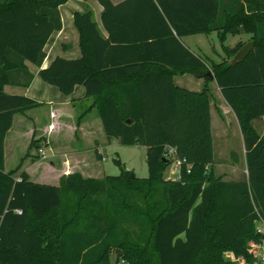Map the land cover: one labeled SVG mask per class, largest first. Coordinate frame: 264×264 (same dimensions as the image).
Returning <instances> with one entry per match:
<instances>
[{
  "label": "trees",
  "instance_id": "trees-1",
  "mask_svg": "<svg viewBox=\"0 0 264 264\" xmlns=\"http://www.w3.org/2000/svg\"><path fill=\"white\" fill-rule=\"evenodd\" d=\"M68 1L0 0V264H261L250 242L263 236L257 223L264 218V135L253 121L264 115V0H97L107 35L92 10L76 12L81 55L56 56L40 76L64 94L85 86L107 137L146 148L149 176L132 169L102 178L71 172L54 185L31 180L19 166L5 169L15 114L43 104L5 86H29L26 61L42 66L47 43L63 26L59 7ZM210 31L247 33L255 46L231 65L183 41ZM245 43L228 49L231 57ZM208 70L239 120L246 180L215 172ZM187 72L204 77L201 90L175 83ZM177 159H185L179 176L166 178ZM109 191L123 198L120 214L129 208L149 226L136 236L118 232L102 207L88 209L85 203ZM65 192L78 195L70 215ZM224 251L241 260L225 259Z\"/></svg>",
  "mask_w": 264,
  "mask_h": 264
},
{
  "label": "crops",
  "instance_id": "crops-1",
  "mask_svg": "<svg viewBox=\"0 0 264 264\" xmlns=\"http://www.w3.org/2000/svg\"><path fill=\"white\" fill-rule=\"evenodd\" d=\"M115 3L121 2L123 0H113ZM72 2H75V5H72ZM100 4V3H99ZM92 10L94 13L95 21L99 29L103 32L104 35H107V31L102 22V11L103 7L100 4V7L96 5L92 0H69L68 2L62 4L59 7L63 26L60 30L56 31L50 38L47 43L45 50L47 52V56L41 67L33 64L30 61H26L27 67L33 73V79L29 86H21L18 84H7L5 86V91L9 94H23L27 95L31 98L36 99L37 101L43 103L39 107L32 108L23 113H16L14 116L13 125L10 130L7 132L5 138V169L6 168V157L9 146L15 145L17 140H19L25 131L26 127L30 128L28 140L29 146H31L33 139H41L42 142H47L48 145L53 149V152L50 156V162L40 160L38 164L41 166H45L46 168L54 170L55 161L54 157H60V149L59 146L62 145V140L64 137L71 132L77 140L83 142L84 138H89V142L92 145V149L95 151L98 150L100 154V139L98 137V133L103 134L104 138H109L105 134L103 129L102 119L98 114V111L95 107H92L93 97L86 96V88L83 85H77L74 91L71 94H64L59 90L58 87H52L51 85H47L46 82L40 76V69L47 67L50 62L56 56H63L66 58H77L81 55V49L79 45L80 41V32L75 25V13L83 12L85 10ZM190 36V35H189ZM189 36L183 38L184 43L193 51H195L190 43L187 41ZM214 60V59H213ZM216 61V60H215ZM222 61V60H221ZM189 73V72H187ZM184 74H178L175 76V83L184 86L179 83L180 76H184ZM43 80V81H41ZM48 83V82H47ZM205 83L204 77L199 76L197 81L198 88L195 90H201ZM50 84V83H49ZM211 85L212 91V99H211V118H212V133H213V147H214V118L217 115V126L218 120H220V130L221 137L223 139L224 144H231L232 136L231 129H233L235 137L238 139V146L241 148V152L239 155L236 151L231 153V156L234 159L235 165H233V169H239L237 165H244V172L246 173L243 178H234L225 179L221 174H217V176L222 177L225 180H246L248 179V170H247V156H246V147L244 142L243 133L241 131V127L239 124V120L229 105V103L224 98L216 79H214L213 75H211V80L209 82ZM37 86V87H36ZM54 86V85H53ZM187 87V86H185ZM192 89V88H191ZM48 99V100H47ZM44 105L48 106V110L46 112L37 111L40 107ZM264 121V115L254 119L253 124L256 130L264 135V125L261 129L256 126V122ZM50 125H53V128H50ZM217 129V128H216ZM42 144H38V148ZM44 146V145H43ZM73 152V153H72ZM65 151L64 161L65 166L63 170L57 171L56 183L55 182H41L35 181L32 179V173L28 167H25L26 170L31 177V180L39 183H49L57 185L60 181V177L64 174H68L71 172H76V168H74V151ZM78 154L77 152H75ZM215 156V152H214ZM240 158H243V161L240 163ZM216 160V157H215ZM216 162L214 161V169ZM178 172V169H176ZM216 172V171H215ZM103 174V173H102ZM104 176V174H103ZM101 176V177H103ZM87 177V176H86ZM98 177V178H101ZM169 179H175L173 177H166Z\"/></svg>",
  "mask_w": 264,
  "mask_h": 264
},
{
  "label": "rangeland",
  "instance_id": "rangeland-1",
  "mask_svg": "<svg viewBox=\"0 0 264 264\" xmlns=\"http://www.w3.org/2000/svg\"><path fill=\"white\" fill-rule=\"evenodd\" d=\"M96 5L100 7L97 0H92ZM75 5V2H72ZM250 40V35L247 33L232 34L226 33L224 37L218 31H210L207 33H198L190 35L188 42L192 48L203 55L209 56L216 61L228 60L231 55L228 51L230 48H234L239 41H245L246 43ZM206 75H213L211 70H208ZM198 73L189 72L184 76H180L179 83L187 86L188 88H198ZM43 81V80H41ZM47 85H51L44 82ZM210 89L211 85L208 84ZM37 87V86H36ZM55 87L56 86H53ZM57 89V88H56ZM48 100V99H47ZM48 106L44 105L37 109V111L46 112ZM264 125V121L256 122V126L261 129ZM217 128V129H216ZM220 120H218L217 126V115L214 118V152L216 157L215 171L221 174L225 179L243 178L246 173L244 172V165H237L239 169H233L234 159L231 156L233 151H236L239 155L241 148H239L238 139L235 137L233 129H231L232 141L231 144H224L221 137L220 130ZM30 128L26 127L21 138L17 140L15 145L9 146L6 157V168L11 170L19 166V171L28 167L32 173V179L41 182H55L57 171L63 170L65 166V151H74V168L76 172L82 173L87 177H105L106 175H119L123 169H132L138 177H148L149 170L146 161V148L139 145H123L117 139H109L103 137V134L98 133V137L101 142L100 152L102 153L99 157L95 154L92 149V145L89 142V138H84L83 142L74 138L73 134L69 132L62 140V145L59 146L60 157H54L55 165L54 170L46 168L38 164L40 160L50 162V156L53 149L48 145L47 142H42L39 139L45 150V154H41L38 150L37 145L29 146V136ZM77 152L78 154H76ZM73 153V152H72ZM118 160V161H117ZM240 163L243 158H240ZM178 169V172H176ZM59 171V172H61ZM103 173V174H102ZM180 174V167L176 166L174 163L170 165L165 171V177L177 178ZM102 178V177H101ZM59 185V183L57 184ZM96 201L99 202H89L85 203L88 209L94 207H102L105 210V219L109 223L117 222V231H131L135 236L141 231L145 230L148 225V220L141 217L133 210L126 208L123 214H120V206L117 203L123 199L122 196L117 195L113 191H109L104 197H96ZM78 200V195L75 193L65 192L63 195V208L68 211L70 215L72 211L76 209V203ZM128 202V201H127ZM89 221V216L86 215L82 220L76 225V227L81 230ZM259 224L257 223V227ZM223 257L225 259L231 260H241L236 258L231 251H224ZM112 262L115 260V254L111 253L108 257Z\"/></svg>",
  "mask_w": 264,
  "mask_h": 264
},
{
  "label": "built area",
  "instance_id": "built-area-1",
  "mask_svg": "<svg viewBox=\"0 0 264 264\" xmlns=\"http://www.w3.org/2000/svg\"><path fill=\"white\" fill-rule=\"evenodd\" d=\"M50 128L52 129L53 125H50ZM38 150L41 154H45V150L42 145L38 148ZM183 161H185V159H177L174 164L180 167ZM18 212H21V210H19ZM258 224L259 226L257 227V229L260 233H262V239L258 242L251 241L250 245L254 249L255 261L257 263L264 264V218L260 217L258 220Z\"/></svg>",
  "mask_w": 264,
  "mask_h": 264
},
{
  "label": "water",
  "instance_id": "water-1",
  "mask_svg": "<svg viewBox=\"0 0 264 264\" xmlns=\"http://www.w3.org/2000/svg\"><path fill=\"white\" fill-rule=\"evenodd\" d=\"M254 46H255L254 40H249L247 43L244 44V46L241 49H239L229 59V64L235 65V64H238L239 62H241L249 54V52L254 48Z\"/></svg>",
  "mask_w": 264,
  "mask_h": 264
}]
</instances>
